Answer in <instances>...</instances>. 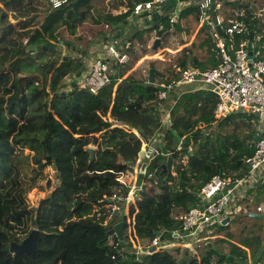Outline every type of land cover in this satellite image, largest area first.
Returning a JSON list of instances; mask_svg holds the SVG:
<instances>
[{
	"label": "trees",
	"instance_id": "16d2710c",
	"mask_svg": "<svg viewBox=\"0 0 264 264\" xmlns=\"http://www.w3.org/2000/svg\"><path fill=\"white\" fill-rule=\"evenodd\" d=\"M46 2L0 0V264H247L245 248L253 264L263 262L260 240L253 230L238 244L229 236L222 240L230 244V261L209 241L203 242L199 259L195 251L201 248H195L194 253L190 248L174 247L135 254L123 234L121 239L112 240L110 230L126 221L125 202H129L130 216L136 212V233L145 243L161 231L171 234L179 229L180 221L171 216V211L185 213L190 206L198 205L201 187L213 176L246 174L242 164L255 151L259 131L252 124L259 119L232 112L213 124L217 98L209 91L187 89L167 104L170 127L163 130L157 88L149 83V77L141 80L125 76V66L113 67L109 83L96 94L65 85V79L81 70L80 59L60 58L48 51L34 56L26 47H54L50 41L59 42L62 27L73 35L87 17L86 5L78 17L68 14L64 6L51 10L38 29L30 28L38 22L30 17L29 9L44 8ZM232 7L244 11L242 20L253 25L254 37L264 31V20L255 17L253 6L237 1ZM3 9L12 11L14 20L26 18L17 21L19 30ZM127 15H106L102 21L117 29ZM198 15L197 7L190 4L176 18L166 17L161 31L159 26L137 31L129 38L127 52L133 53L136 42L146 47L153 31L161 41L171 28L184 31L178 22L193 16L198 23ZM232 20L238 19L233 15ZM207 38L199 45L204 53L201 58L187 48L175 70L159 77L153 70V79L169 81L178 78V70L217 66L220 58L212 51L214 44L208 34ZM242 40H249L248 32L234 36V45ZM263 42L264 38L258 41ZM159 132L163 134L164 152L159 149L147 164L142 185L133 192L131 185L116 181L117 174L136 168L143 143ZM98 133L101 143L95 136ZM92 144L97 148L89 161L86 149ZM24 149L29 150L24 157L33 164H41V168L54 165L57 172V187L34 208H28L25 196L36 185L37 171L32 169L28 182L22 179L26 176L22 172ZM149 173H153L151 179L147 178ZM113 194L120 197L115 200L120 211L105 208ZM262 201L264 185L257 187L251 204L256 208ZM97 207L99 214L95 213ZM232 221L215 225V231L227 229ZM27 222L37 230L33 258L8 251L10 242L20 240L17 231ZM165 236L166 240L172 238ZM128 248L132 250L128 252Z\"/></svg>",
	"mask_w": 264,
	"mask_h": 264
},
{
	"label": "built area",
	"instance_id": "2783aa9c",
	"mask_svg": "<svg viewBox=\"0 0 264 264\" xmlns=\"http://www.w3.org/2000/svg\"><path fill=\"white\" fill-rule=\"evenodd\" d=\"M73 1L47 0L46 5L50 9H57L63 6L66 7ZM166 1L150 0L134 4L132 14L138 16L144 11L151 12V10L160 8ZM187 2L197 7L199 11L198 24L207 31L213 41L220 63L205 70L187 68L178 71L177 79L154 81L153 84L157 88L156 98L159 104L168 98L169 92L173 88L196 84L217 98L213 110V124L232 112H242L248 116H256L264 112V59L254 58L253 56L251 66H249L247 60V43L249 40H242L237 47L234 45V36H243L248 32L246 23L242 20L244 11L236 10L234 16L238 20H232L226 24L221 16L212 14L213 0H188ZM253 8H255V17L264 20V5ZM177 16L178 14L171 16V18ZM104 28L110 30L107 24L104 25ZM256 39L259 41L261 37L257 36ZM26 41L27 39L23 40L24 43ZM128 46L129 44L119 46L118 40L113 38L111 34L102 51L89 61L88 69L75 79L76 86L96 94L109 83L110 76L114 71L113 67H123L128 62ZM160 107L162 129L167 130L170 127L169 109L161 105ZM258 131L259 139L255 142V151L251 157L244 160V165L250 167L249 173L233 178H223L220 175L213 176L199 191L200 203L177 217L181 226L172 233L177 234L176 239L179 243L175 244L166 239L160 240L159 237L167 232L161 231L153 239L146 241L139 247H135V254L147 252L152 248L154 250H166L174 246L179 247V245L195 251V248H201L205 241H203L204 236H210L212 232L210 228L220 224L226 217L239 214L242 211L247 212V207L243 206L241 202L245 197L244 188L250 178L249 174L264 169V122ZM163 142V134L159 132L143 143L142 149L145 150L148 163L159 154ZM152 177L153 173L147 174L148 179ZM136 178L138 179V167L133 168L132 171L118 172L116 181L123 185H131L134 192L138 190V187H141L137 186ZM234 198L238 206L235 209L233 207L229 208ZM110 199V202H113L120 199V197L113 194ZM110 206V203H108L105 208H110ZM255 210L262 212L264 205H258Z\"/></svg>",
	"mask_w": 264,
	"mask_h": 264
},
{
	"label": "crops",
	"instance_id": "0c3cea01",
	"mask_svg": "<svg viewBox=\"0 0 264 264\" xmlns=\"http://www.w3.org/2000/svg\"><path fill=\"white\" fill-rule=\"evenodd\" d=\"M148 1H150V0H90L87 4H83V5H86L85 11L87 12V17L81 24L77 25L76 32L73 35H70V33L68 32V29L66 27H62L59 30V33H60L59 34V38H60L59 42L50 41L54 45V47H52V48L56 51L54 53V55L57 54L58 56H60V58L68 56V57H71L74 59H80L83 62L82 67L84 68V70L82 72L80 70L79 72H81V73H79V74L84 73L88 69L89 61L96 54H98L102 51V49L105 47V45L109 41L111 34H112L113 38L118 40V45L122 47V46L129 43V38L133 34H135L137 31L146 30L148 28H154V27H149V26L146 27L144 25V14L148 11H144L142 14H140L138 16H135L132 14L134 4L144 3V2H148ZM187 1L188 0H185L183 3H181L177 6V9L179 12L183 8H185L187 5H190L189 2H187ZM237 1H239L240 3H248V4H250V6H253V7L264 5L263 0H213V2H212V14L221 16L226 23L230 22L233 19V15L236 11V9L233 10L232 3L237 2ZM82 6L79 7L78 12H77L78 14L82 10H84L82 8ZM0 7L3 8L1 5H0ZM45 7L43 8V7L34 6L31 9H29L30 17L33 16L35 18V21L38 22L36 25L30 26V28L38 29L39 25H40L39 22H41V20L45 17L46 13H48L51 10H54V9H50L47 5H45ZM3 11L6 13V15L11 20V23H12L13 27L15 28V30H19V28L17 26L18 25L17 21L18 20L24 21V20H26V18L20 16V17H18V20H14V18H12V11L7 10V9H3ZM179 12H178V14H179ZM71 14H73L75 17H78V14H77V16L74 13H71ZM122 14H128V15L126 16L125 20L118 26L117 29L112 28L110 26H109L110 30H106L104 28V25H106V23L102 21V18L104 16H106V15L117 16V15H122ZM171 16H173V15H169L167 17H171ZM96 20H101V21H97L99 23H95ZM194 20H195V18H194ZM199 27H200V29H199V37H198V48L200 49L199 58H201L204 55V53L202 52L199 45L202 44L205 41V39H208V38H207V31H202L203 27L200 25H199ZM153 32H155V31H153ZM153 32H151V33L153 34ZM145 34H147V32ZM150 34H149V36H150ZM258 36H260L261 38H264V31L261 32V34ZM155 38H157V37L154 34L150 38V40L148 41V44L146 47H143L140 43L136 42L134 47H133L134 48L133 52H135L138 55V53L146 51L148 49L151 51L152 44H153V41ZM256 38L257 37H255L254 40L252 41L253 42L252 46L253 47L259 46V47L257 49V52L254 54V58L264 59V42L258 43V39H256ZM65 43H66V45H65ZM212 51H214L216 53L215 49H212ZM36 53H38V52L31 53V54L35 56ZM128 55H129V60H128V62H129L132 58V54H129V52H128ZM143 55H145V54H143ZM216 57H218L217 53H216ZM128 62L124 66H126L128 64ZM207 67L211 68L209 66H207ZM188 68H193V67H188ZM129 75H131V74H129ZM78 76L79 75L76 74L72 77L65 79L64 80L65 85H68V86L71 85L72 86V81L75 80L76 78H78ZM126 76H127V74H126ZM154 81H157V80L153 79V82H150V80H149V83L153 84ZM66 88L68 89V87H66ZM187 89L207 91L204 88H200L199 85H196V84L175 87L171 90V92H169L168 102L170 104H172L173 103V96L180 95L183 92H185ZM263 122H264V120H261V119H259V121L257 122V124H259L258 130L262 127ZM216 135H218V134L216 133ZM246 170H247L246 174H248L249 170L248 169H246ZM249 175H250V178H249V180L246 183V186L244 188V193L246 192L245 197H244V200L241 202L243 206L245 205L247 207L248 211L247 212L242 211L239 214H236L233 216L229 215L230 217H228V218H230V220H233L232 217L244 215V216H247L252 220H256L260 224L264 225V218L255 217V215H254V214H259V215L264 216V210L262 212H257L255 210V206H253L251 204L253 193L256 191L257 187L264 185V169L261 170L260 172L250 173ZM261 204L264 205V201L259 203V205H261ZM125 213L127 214V211ZM209 237H211V236H204L203 241L204 240L206 241V239ZM238 243H240V241ZM260 246H261V249L263 250V254H264V241L260 242ZM245 250H247V249L245 248ZM228 254H226V255H228ZM251 263L252 262L247 263V264H251ZM259 264H264V260H263V262H261Z\"/></svg>",
	"mask_w": 264,
	"mask_h": 264
},
{
	"label": "rangeland",
	"instance_id": "374dc122",
	"mask_svg": "<svg viewBox=\"0 0 264 264\" xmlns=\"http://www.w3.org/2000/svg\"><path fill=\"white\" fill-rule=\"evenodd\" d=\"M46 8V7H45ZM43 10V9H42ZM47 10V9H46ZM44 11V10H43ZM176 18V17H175ZM180 28H182L184 31L176 30L174 28H171L165 35L164 38H162L161 45L157 50L151 51L148 49L146 51L138 53V55L133 52L132 58L128 62V64L124 67L125 68V76L126 74L133 75L139 79L146 80V78L149 76V73L151 70H155L157 72V77L159 76H167L171 70L176 69V64L178 60L182 57V52L188 48V50H191L193 54L196 56H200V49L198 48V37H199V24L194 20L193 16L188 17L187 19L183 20L181 19L178 22ZM155 34L151 33L148 37L150 38ZM148 41V40H147ZM187 53V52H186ZM145 54V55H143ZM136 55V56H135ZM135 56V57H134ZM157 81H163L164 79L158 78ZM66 89V87H64ZM168 102V98L160 103L161 106L166 107ZM253 129L257 130L259 128V124H252ZM99 141V143L102 142V136L100 133L95 135ZM220 137V135H217ZM89 147L96 150L97 146L92 144ZM23 156H26L29 154L28 149H24ZM185 162V160H184ZM32 169H35L37 171V180L36 185L34 188L30 189L28 193L25 196L26 204L28 205V208H34L37 206L38 202L47 197L58 185V181L54 176V170L51 166L42 167L41 164H33L31 162V159H26L25 157L22 158V172L26 173V176L22 175V179L25 182H28L30 180V177L32 175ZM50 180V187L48 188L46 186L47 181ZM135 180H138L137 178ZM139 188V187H138ZM111 199H109L108 203H110V209L111 212L113 211H120L121 206L119 203L110 202ZM133 202V200H131ZM238 206V203L236 199L234 198L230 205V207H233L234 209ZM125 212L127 211L126 216V229L122 231L123 234V240L126 243H130L132 248L139 247L144 244L143 241H141L136 233L135 224H136V212L130 216L129 214V202H125L124 205ZM137 211V210H135ZM99 207L95 209V213L99 214ZM166 212V211H165ZM164 212V213H165ZM183 212L179 209H175L171 211V216L173 217H179L182 215ZM108 219V217H107ZM233 221L229 224L227 229L216 232L217 227L210 228L212 232L210 233L209 238H207L206 241H209L215 245V248L223 253L228 254L230 251V244L228 241H222L224 238L226 239L228 236L231 237V242L234 244H238V242L246 236L250 230H253L255 235L258 236L260 242L264 241V225L260 224L256 220H252L247 216L239 215L236 217H232ZM32 225L27 222L26 225L22 226L20 230L17 231V238H19L20 242L26 238L25 232L32 230ZM18 241V242H19ZM170 242H173L175 244H178V240L176 238H170ZM14 242V241H13ZM203 242V241H202ZM177 246V245H176ZM175 247V246H174ZM173 247V248H174ZM179 247H182L179 245ZM184 248V247H182ZM136 249V248H135ZM134 249V250H135ZM132 249L128 248V252H130ZM191 253H194V251H190ZM203 252V247L195 251L196 256L200 259V254ZM249 250L247 249V263L252 262V258H250ZM143 253V252H142ZM140 253V254H142ZM252 264V263H251Z\"/></svg>",
	"mask_w": 264,
	"mask_h": 264
},
{
	"label": "water",
	"instance_id": "95a60500",
	"mask_svg": "<svg viewBox=\"0 0 264 264\" xmlns=\"http://www.w3.org/2000/svg\"><path fill=\"white\" fill-rule=\"evenodd\" d=\"M90 0H74L72 3L68 4L67 7V13L71 14L74 13L77 16V12L80 6H82L83 4H87ZM185 0H167L166 2H164V4L158 8L155 9L151 12H146L144 14V25L146 27H158L159 26V31H161L163 29V26H161L162 21L169 15H177L178 14V9L177 6L181 3H183ZM247 27V31L249 34V41L247 43V50H248V64L249 66H251V62L253 60V56L254 54L257 52L258 47H253L252 46V41L254 40V33H253V25L252 24H246ZM221 31V30H220ZM222 33V31H221ZM66 45V43H65ZM161 45V39L159 37L155 38L152 44V49L153 50H157ZM26 51L29 53H35V52H39V51H48V52H52L53 54L56 52L52 47H46V46H42V47H36L33 44H30L26 47ZM84 70V68H81V72ZM79 72V73H81ZM78 73V75H80ZM149 77H150V82H153V70L150 71L149 73ZM72 86L76 87L75 84V80L72 81ZM256 117H258L261 120H264V112L256 115ZM259 139V137L257 136L255 138V142H257ZM162 151L164 152V148H161ZM86 151L89 153V161H91L93 159V153H94V149L91 147H88L86 149ZM145 150L141 149L138 155V163H137V167H138V180H137V186H141L143 180H144V175H145V170H146V165L148 163V158L145 155ZM239 164H242V162H238ZM244 168L250 170V167L242 164ZM52 169L54 170V176H57V172L55 170V166L52 165L51 166ZM163 167H165V165H163ZM46 186L49 188L50 187V180L47 181ZM192 206H190L188 209H191ZM255 217H259V218H264V216L259 215V214H254ZM230 221V218L226 217L222 220V222L220 223L221 225L226 224L227 222ZM125 225L124 221H121L119 223H117L116 225H114L113 229L110 230V234H112V240H114L115 238L121 239L122 236V231H123V227ZM169 235H171V237L176 238L177 234L175 233H171V234H165L163 233L159 239L160 240H164ZM36 237H37V230L36 229H32L31 232L28 234V236L23 239L21 242H10L9 246H8V251L14 255H18V254H26L28 256H31L32 258L35 255V248H36ZM151 252L154 251V248H152L150 250ZM222 257L226 258L227 260H232L233 257L231 255H222Z\"/></svg>",
	"mask_w": 264,
	"mask_h": 264
},
{
	"label": "flooded vegetation",
	"instance_id": "af4514ba",
	"mask_svg": "<svg viewBox=\"0 0 264 264\" xmlns=\"http://www.w3.org/2000/svg\"><path fill=\"white\" fill-rule=\"evenodd\" d=\"M68 89L66 88V91H67Z\"/></svg>",
	"mask_w": 264,
	"mask_h": 264
}]
</instances>
